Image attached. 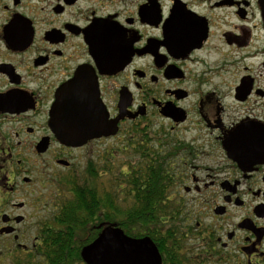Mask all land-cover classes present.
<instances>
[{
  "label": "flooded vegetation",
  "instance_id": "flooded-vegetation-1",
  "mask_svg": "<svg viewBox=\"0 0 264 264\" xmlns=\"http://www.w3.org/2000/svg\"><path fill=\"white\" fill-rule=\"evenodd\" d=\"M113 171L162 264H264V0H0V264H86Z\"/></svg>",
  "mask_w": 264,
  "mask_h": 264
},
{
  "label": "trees",
  "instance_id": "trees-1",
  "mask_svg": "<svg viewBox=\"0 0 264 264\" xmlns=\"http://www.w3.org/2000/svg\"><path fill=\"white\" fill-rule=\"evenodd\" d=\"M115 178L117 180V177L114 176L113 179L115 180ZM116 194H118L116 190L109 192L108 201H106L102 198V193H97L94 191L93 194H91L77 191L76 195L67 200V202L72 203L75 206V208L71 209V211L75 214L68 216V223H70L69 226H72L77 230V233H73L72 229H70V234L77 236V253L74 255V257L78 259V261L81 260L79 255L81 250L80 243L84 242L82 246L90 244L98 237L99 233H101V231H103V229L108 226L118 227L122 229L125 234L131 237L139 236L140 231L136 227L137 211H123L119 207L118 195ZM158 197H160V194ZM162 214H164V212H162L161 209H157L156 216L153 217V219H156L157 224H159ZM150 220L151 219L149 217L148 221ZM145 230H149L147 225L143 227L142 232ZM55 246L56 244L54 247ZM54 247L51 246V250L54 251L48 254L47 259L51 264H56L59 262V260H62L63 262L64 257L60 256L59 252L57 251L59 248ZM64 250L65 249L61 248L62 252ZM163 252L165 257H169V254L166 251Z\"/></svg>",
  "mask_w": 264,
  "mask_h": 264
},
{
  "label": "water",
  "instance_id": "water-1",
  "mask_svg": "<svg viewBox=\"0 0 264 264\" xmlns=\"http://www.w3.org/2000/svg\"><path fill=\"white\" fill-rule=\"evenodd\" d=\"M254 142V141H253ZM69 145H79L71 138ZM250 147L251 142H239ZM81 257L86 264H162L161 255L150 238L136 239L115 226H108L89 245Z\"/></svg>",
  "mask_w": 264,
  "mask_h": 264
},
{
  "label": "rangeland",
  "instance_id": "rangeland-1",
  "mask_svg": "<svg viewBox=\"0 0 264 264\" xmlns=\"http://www.w3.org/2000/svg\"><path fill=\"white\" fill-rule=\"evenodd\" d=\"M158 122H161V121H158ZM165 127H167V126H165ZM154 130L156 131L157 128L155 127ZM108 148H109V151H110V154H109V156H110V166L112 167V164L115 163L114 164L115 165V169H117L118 165H119V160H121L122 156H123L122 153H121V146L116 145L115 142H110ZM115 171H117V170H115ZM115 171H113L114 173L111 172V176L114 174L115 177H117V175L115 174L116 173ZM113 178L110 181L109 192H113L115 190L118 191V189H119V187H118L119 186L118 185V183H119L118 178H117L118 181L116 180V178H115V180ZM116 195H118V194H116ZM118 199H119V195H118Z\"/></svg>",
  "mask_w": 264,
  "mask_h": 264
}]
</instances>
